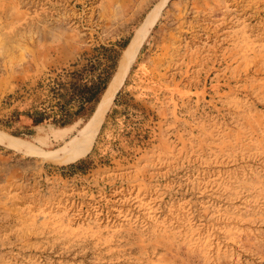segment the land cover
<instances>
[{
  "label": "rangeland",
  "instance_id": "374dc122",
  "mask_svg": "<svg viewBox=\"0 0 264 264\" xmlns=\"http://www.w3.org/2000/svg\"><path fill=\"white\" fill-rule=\"evenodd\" d=\"M137 34L89 152L43 160ZM0 132L33 149L0 145V264H264V0H0Z\"/></svg>",
  "mask_w": 264,
  "mask_h": 264
},
{
  "label": "bare ground",
  "instance_id": "6f19581e",
  "mask_svg": "<svg viewBox=\"0 0 264 264\" xmlns=\"http://www.w3.org/2000/svg\"><path fill=\"white\" fill-rule=\"evenodd\" d=\"M160 4L163 6L164 1ZM162 6H161V9H162ZM156 15H157V12H156ZM149 17L150 18L147 22V25L151 26L152 23H155L153 21L156 18L153 15ZM142 34L144 36L145 33H142ZM142 39H143L142 36L138 34L136 37H134V40L131 42L128 51L122 57V64H121V67H120V70L117 76H115L116 78L114 77L111 83L109 84L111 85L113 83L111 85V88H107L105 90L103 97H102V101L98 107L99 109L98 111H96L93 118L78 133V135L71 142H69L63 149H60L56 153H52V154L48 153L47 155L43 157V160L56 163V164L57 163L66 164L69 162L76 161L77 159L83 157L85 154L89 152V150L91 149L93 145L97 132L100 128L103 117L105 113L107 112L109 106L113 102L116 92L121 87L125 79V76L127 72L129 71L130 65L136 56V53L138 51V48L141 44ZM0 145L17 150V151L25 150V152L27 151V153H31L33 151V149L29 147V145L23 143L20 140L7 137L3 135V133L1 132H0Z\"/></svg>",
  "mask_w": 264,
  "mask_h": 264
},
{
  "label": "trees",
  "instance_id": "16d2710c",
  "mask_svg": "<svg viewBox=\"0 0 264 264\" xmlns=\"http://www.w3.org/2000/svg\"><path fill=\"white\" fill-rule=\"evenodd\" d=\"M101 89H93L92 86H88L86 84L80 85L77 83H72L69 88L65 89V94L60 93V101L57 103V111L53 115L52 122L59 126L60 128L67 127L72 124L79 113L84 110V106L89 104H95L99 101V95L101 93ZM65 97L68 99L64 100ZM77 102L78 105L75 111H71L70 103ZM45 113H35L34 115L29 116V120L32 125L38 126L46 120ZM50 118V117H49ZM69 128L60 129L65 132L68 131Z\"/></svg>",
  "mask_w": 264,
  "mask_h": 264
},
{
  "label": "water",
  "instance_id": "95a60500",
  "mask_svg": "<svg viewBox=\"0 0 264 264\" xmlns=\"http://www.w3.org/2000/svg\"><path fill=\"white\" fill-rule=\"evenodd\" d=\"M114 75H115V74H114ZM113 77H114V76H113ZM109 84H110V83H109ZM109 86H110V85H108L107 88H109ZM107 88H106V89H107ZM103 94H104V93H103ZM102 97H103V95L101 96V98H100V100H99V102H98V104H97V107H96V109H95V111H94V113H93V115H92V118H93L94 114L96 113V111H98V109H99L98 107H99V105H100V103H101V101H102ZM107 111H108V110H107ZM105 115H106V114H105ZM103 120H104V119H103ZM100 128H101V127H100ZM99 130H100V129H99ZM94 140H95V139H94Z\"/></svg>",
  "mask_w": 264,
  "mask_h": 264
}]
</instances>
